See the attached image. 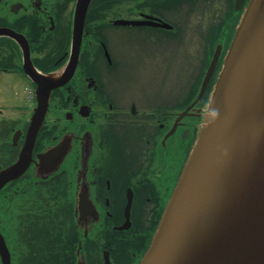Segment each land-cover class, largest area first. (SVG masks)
Listing matches in <instances>:
<instances>
[{
	"label": "flooded vegetation",
	"instance_id": "1",
	"mask_svg": "<svg viewBox=\"0 0 264 264\" xmlns=\"http://www.w3.org/2000/svg\"><path fill=\"white\" fill-rule=\"evenodd\" d=\"M247 3L0 0V264H140ZM189 21L187 85L130 90Z\"/></svg>",
	"mask_w": 264,
	"mask_h": 264
},
{
	"label": "water",
	"instance_id": "2",
	"mask_svg": "<svg viewBox=\"0 0 264 264\" xmlns=\"http://www.w3.org/2000/svg\"><path fill=\"white\" fill-rule=\"evenodd\" d=\"M56 76L45 74L46 85ZM140 264H264V0H249L240 16Z\"/></svg>",
	"mask_w": 264,
	"mask_h": 264
},
{
	"label": "rangeland",
	"instance_id": "3",
	"mask_svg": "<svg viewBox=\"0 0 264 264\" xmlns=\"http://www.w3.org/2000/svg\"><path fill=\"white\" fill-rule=\"evenodd\" d=\"M174 15V10L172 12ZM194 26V23H188V27L185 28L183 38H174L173 41H165L161 37L162 34L157 35V41L151 45L152 48L157 49V61L158 64L156 67L151 68L148 71V76H138L136 82L129 83V89L134 91H158L160 89L169 88L171 91H179L181 87L186 86L188 80L186 75L190 72L191 67L193 66L195 53H196V44L188 43L187 33L191 29L190 27ZM162 39V40H161ZM161 40V41H160ZM166 44V45H165ZM167 48L165 53L163 49ZM163 57V61L159 63V60ZM197 63V60L194 64ZM166 65L167 74L169 76L168 81L159 83L155 79H159V74L161 73L159 65ZM164 71V70H163ZM162 71V72H163Z\"/></svg>",
	"mask_w": 264,
	"mask_h": 264
}]
</instances>
